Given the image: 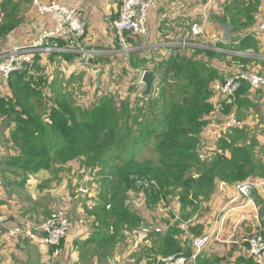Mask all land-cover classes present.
<instances>
[{
	"label": "trees",
	"instance_id": "16d2710c",
	"mask_svg": "<svg viewBox=\"0 0 264 264\" xmlns=\"http://www.w3.org/2000/svg\"><path fill=\"white\" fill-rule=\"evenodd\" d=\"M4 1L8 21L0 24V34L8 33L19 23L11 15L16 4ZM259 4L260 0L225 1L214 19L228 43L220 40L218 47L231 51L252 48L258 52V40L249 29L256 22ZM233 34L237 36L231 41ZM56 39L48 43L55 45ZM189 48V55L182 53V47L175 48L174 54L152 68L159 76L158 92L136 108L123 100L117 106L108 94L94 98L88 107L76 105L72 94L48 83L38 63L39 54L43 53L35 54L31 72H11L6 79L10 92L0 95V123L9 131L4 143L8 152L0 155V185L24 186L31 174L53 167L59 173L60 167L72 160H77L84 172L95 171L100 175L96 198L99 202L85 203L84 209L93 217L88 238L95 244L91 251L103 259L111 256L117 242L123 241L127 233L138 231L145 221L132 204H127L128 198L139 190L144 196V208L152 210L161 204L168 206L169 197L176 195L178 218L172 225L161 218L167 228L152 231L150 250L161 257L179 253L189 258L192 251L183 247L179 225L197 211L201 200L209 198L215 184L264 178V161L255 153L256 138L251 136L247 142L249 136L243 128L231 126L219 134L212 154L202 156L204 128L209 123L221 128L229 126L231 116L248 107L250 93L260 90H253L242 81L234 96L217 95L216 82L229 74L250 70L238 69L226 75L200 55L229 56L241 66L257 62L262 69L254 72L261 74L264 59ZM48 85L50 91H45ZM149 142L156 160L139 159L141 146ZM259 149L264 151V145ZM15 177L21 181L12 179ZM135 181L142 185L137 187ZM169 215L177 217L172 212ZM258 231L264 237V230ZM247 257L238 261L257 264ZM207 261L204 264H213L219 258Z\"/></svg>",
	"mask_w": 264,
	"mask_h": 264
},
{
	"label": "crops",
	"instance_id": "0c3cea01",
	"mask_svg": "<svg viewBox=\"0 0 264 264\" xmlns=\"http://www.w3.org/2000/svg\"><path fill=\"white\" fill-rule=\"evenodd\" d=\"M49 1L11 0V3L16 4L11 15L18 19L19 23L8 33L0 34V54L17 46H28L39 34L55 28L57 23L55 15L50 12H40L36 4V2L44 4ZM55 1L77 8L86 25L85 34L77 43L81 48L89 51V54L87 59L82 58L79 53L57 49L49 54H39L38 63L43 68L44 73L51 76V79L56 75L55 71L58 72L59 70L66 77L83 74V80L87 83L89 77L93 76L91 71L94 67L103 68L106 72L107 69L122 73L125 70H132L130 73H135L137 76L138 89L142 71L153 68L157 63L167 59L168 56L174 54L175 48L182 47V53L189 55L191 51L189 47L206 48L202 42L198 43L199 38L204 37L206 34L217 36L220 41L222 33L214 16L219 15L227 0H156V7L150 8L147 12V34L128 38L125 50L121 49L122 47L114 36L112 22L117 16V3L115 0ZM4 5H6V2L0 0V24L8 21L6 11L3 8ZM260 10L259 4L256 22L250 29L255 25L257 26L261 20ZM193 23L202 24V34L194 35L191 33ZM261 34L256 38L258 40V52L256 53L264 52V33ZM68 37L69 34L59 36L55 40V45L53 44L54 48H65L69 44ZM123 51L128 52L126 54L127 60H123L120 64L117 59L124 55L121 53ZM69 54L70 56H67ZM74 54L76 56L72 57L71 55ZM256 67L260 72L262 67L259 64ZM78 72L79 74H76ZM99 76L98 82L93 76L96 85L102 84L104 81L106 83L110 81L108 74ZM55 85L58 86V84ZM68 88V90H71V87ZM142 89L143 86L141 89L136 90L133 96L128 93L129 98H123L124 101L127 100V103L133 108L140 106L141 102L143 104L148 103L149 97L139 98L137 96ZM9 92L6 80L0 77V95L9 94ZM156 92H158V81L154 84L152 94ZM250 99H252L251 96ZM251 115L255 120L256 116L253 113ZM239 124L235 127L243 128L245 126L243 129L247 131L249 140L252 136L250 133L251 128L242 120ZM231 126L230 124L221 128L216 127L214 123H209L204 128L200 145L204 152L202 156L207 157L212 154V150L217 146L215 137L227 132ZM5 133L6 138H8V128H6ZM254 137H257L259 144L264 145V138H260L259 135ZM204 141H206L205 146H203ZM5 146L6 144H0V155L8 152ZM260 152L264 153V151ZM261 158L264 161V156H261ZM79 165L77 160H72L65 165L66 169L70 170L68 173L71 174L72 182L66 183L64 176L61 174L62 171L58 173V175L61 174L60 176H56L51 174L49 170L42 169L31 174L24 186L6 187L1 184L0 200L2 199L3 202L0 204V223L12 221L15 225L23 224L29 214L34 212L31 210L32 208L37 210L44 208V200L48 199L53 202L52 198L57 197L58 194L68 198L70 196L68 189L70 184H73L76 180L77 168L79 172L83 170ZM12 179L21 181L20 177ZM259 180L264 181V178H258L257 181ZM55 181L61 182L55 184ZM81 182L82 180L79 182V187ZM61 183V190L56 192ZM21 194H23V197ZM252 198L258 207L259 226L249 216L251 206L246 205V199L238 194L235 183L217 182L215 184L209 198L201 200L198 203L197 211L179 225L181 232L178 236L183 247L190 252L193 249V241L196 237L203 233L218 231V238H212L203 252L199 254V259L194 262L189 260L188 264H204V262H208L207 259L212 260L215 257L219 258V261L213 264H245V262L238 260L249 258L247 257L246 245L242 243L233 244L228 242L227 239L230 236L235 238L249 236L260 228L264 230V186L257 185L252 191ZM175 199L176 201L172 205H170L172 201L170 200L166 208L157 206L155 209L146 210L143 194L136 193L131 198L132 206L145 218V221L138 231L127 233V237L123 241L117 242L111 256L106 259L100 258L91 251L92 247H95L94 243L88 241L93 230V217L86 213L85 203L82 204L81 208H78L79 205L73 202L71 205L69 204L66 210L67 217L70 220L69 232L58 246L43 247L38 244L35 238L21 235L15 237L4 235L0 245V264H160L158 263L159 256L150 250L151 241L153 240L150 234L152 231L167 228L166 222H161V218H166L171 225L178 218L179 203L176 197ZM52 205L53 203L48 204L47 208H52ZM55 210L57 208L53 212ZM170 212L177 215V217H170ZM82 220H85L84 224ZM3 234L0 232V235Z\"/></svg>",
	"mask_w": 264,
	"mask_h": 264
},
{
	"label": "built area",
	"instance_id": "2783aa9c",
	"mask_svg": "<svg viewBox=\"0 0 264 264\" xmlns=\"http://www.w3.org/2000/svg\"><path fill=\"white\" fill-rule=\"evenodd\" d=\"M117 3V16L112 22L114 36L117 41L126 46L128 38L135 36H145L147 34V12L150 8L156 7V0H115ZM40 12L53 13L57 19L55 28L46 30L28 46H17L12 50L0 54V77L7 79L13 71L31 72V66L34 62V55L38 53H50L54 50H63L81 54L84 59L88 58L89 51L84 50L77 43L85 34L86 25L78 12L77 8L66 6L55 0L41 4L36 2ZM261 20L257 26L249 29L255 38L264 33V0H260ZM203 32L201 23L191 25V33L200 35ZM69 34V44L65 48H54L49 44L50 39L58 38ZM237 55L257 57L264 59V52L256 53L252 48H246L241 51H233ZM247 82L253 90H260L262 94V105L264 107V75L254 71H241L229 74L222 81L214 85L215 93L219 96H234L240 87L241 82ZM240 122L232 115L230 123L233 127L239 126ZM257 185L264 186V181H253L247 179L235 183L236 191L246 199V205L251 206L249 215L256 223L260 224L258 207L252 198V191ZM70 229V221L66 210L58 208L48 217H38L32 215L22 225L10 227L3 235H0V245L4 235L15 237L18 235L37 239V242L43 246H58L61 240L67 235ZM259 230V229H258ZM218 238V231L207 232L193 241V249L189 258L173 253L167 256H159L160 264H188V261L194 262L197 256L202 253L206 245L212 238ZM230 243H243L246 245L248 256L257 264H264V237L257 231L249 236L235 238L230 236L227 239Z\"/></svg>",
	"mask_w": 264,
	"mask_h": 264
},
{
	"label": "rangeland",
	"instance_id": "374dc122",
	"mask_svg": "<svg viewBox=\"0 0 264 264\" xmlns=\"http://www.w3.org/2000/svg\"><path fill=\"white\" fill-rule=\"evenodd\" d=\"M234 34H233V36L230 37L231 41H232V39H235L237 36ZM221 40L225 43H228L227 40H225L223 38H221ZM199 42H202V44L206 47L207 50L212 49V50L218 51V52H232L233 53V51H231L229 49L224 50L223 48L218 47L217 42H219V40H218L217 36H211L210 34H206L204 37L199 38L198 43ZM120 46L122 47L121 49L125 50V45L120 44ZM121 53H123L124 55H122L120 58L117 59L118 63H120V64L122 63L123 60L124 61H125V59L127 60L126 54H128V52L123 51ZM201 56H204L203 57L204 59H208L209 63L212 66L218 68V70L224 71V73L226 75L230 72H235V70H238V69H247L248 68L250 71H258V69L256 67V66H258L257 62H255V63L252 62L248 66H245V65L241 66L238 64V62L233 61L229 56L220 58L218 56L214 57V55H213V57L210 58L206 53L201 54ZM97 70H100L99 75L108 74V76H110L109 77L110 81L108 83H106L104 81V82H102V84L101 83L97 84V85L94 84L95 81H93V76L97 80V82H98V79L100 77L99 75H96ZM131 71L132 70H130V71L125 70L122 73L120 71H116V72L114 71L113 72L112 70L110 71L107 69V72H106L103 68L94 67L91 71V74H93V76L91 75L89 77V80L87 81V83L83 80L84 75L79 74V72L76 73V74H79L77 76L66 77L61 70H59L58 72L55 71L56 75H54L53 79H51V76H49V75L47 76L46 74L45 75L47 76L49 84H51V85L58 84L59 90L64 91V92H69L70 94H72L74 102H76L77 103L76 105H78L80 107H88L91 104V102L94 100V98H96V97L98 98L99 96H102L104 94H108V95L112 96L114 98L115 102L117 103V106H118L119 102H121L122 100L124 101L123 98H129L128 93L133 96V94H135L136 90H139L142 88V85L138 82V89H137V83H136L137 82V76L135 73L131 74L130 73ZM75 72H77V71H75ZM68 87H71V90H68L69 89ZM44 89L46 91L49 90V85ZM260 92H251L250 93L252 99H250V103L248 104V107L237 110L235 112V118L239 122H241V120H242V121L246 122V124H248V127L251 128L250 133L252 134V136L259 135L260 138H264V108L261 105L262 104V102H261L262 94ZM153 98H154V96L151 98L149 97L148 100H152ZM125 101L127 102V100H125ZM260 102H261V104H260ZM142 105H143V102H141L140 106H142ZM251 113H253L256 116L255 120H253V116L251 115ZM216 122L220 123V121H216ZM243 128H245V126ZM5 131H6L5 126H3L0 123V144L1 145H5L4 143L7 140ZM249 140L247 142H249ZM255 140L257 141L256 143H254L256 146L255 153L257 154L258 159H262L261 156H264V153L260 152L261 149H259V147L261 146V144L258 143L257 139H255ZM205 143H206V141L203 142V146H205ZM5 148H6V146H5ZM137 157L139 159L149 158V159L156 160V153L154 152V150L152 148V143L149 142L147 144H143L140 148V151H139ZM60 170H62L61 174L64 176V180H66V183L70 182V181L72 182V178L70 176L71 174L68 173L70 170L68 168L66 169L65 165H62L60 167ZM49 172L51 174L56 175V176L61 175V174L58 175V172L55 171L54 167L52 169H49ZM85 172L83 170L79 172V169L77 168V171H76L77 177H76V180L74 181V183L70 184V188L68 189L70 196L68 198H64V196H61L60 194H58L57 197L52 198L53 202H50V200H48V199L44 200V203H45L44 208L38 209V210L32 208L31 210L34 212L30 213L29 216L24 220V222L27 221L32 215H37L40 218L41 217H48L53 212V210L56 208L58 209V207L62 208L63 210H67L69 207V204L71 205L73 202L76 203V205H79L78 208H81L82 204H84V203H86V204L88 203V204L92 205V204L99 202V199H96V198L98 195L97 192L100 190V187H101L100 182H99L100 175L95 174L94 173L95 171H93L92 173H89L88 191L83 193L79 189V182H80V180H83ZM67 174H69V175H67ZM60 182L61 181H55L54 183L59 184ZM135 183H136L137 187H140L142 185V182H140V181H135ZM61 187H62V183L59 185L56 192L57 191L59 192L61 190ZM140 193H141V191L138 190L137 194H140ZM21 195L23 197V194H21ZM175 197H176V195L169 197V200H172L170 202V205H172L173 202L176 201ZM51 203H53L52 208H47L48 204L51 205ZM127 204L131 205L132 200L128 198ZM160 206H163L166 208L167 205L161 204ZM44 213H46V214H44ZM82 223L84 224L85 220H82ZM19 225H22V224H19ZM12 226H15V224L12 223V221L4 222L3 224L0 223V232L4 233ZM126 237H127V235H126ZM38 244L40 246H43L40 243H38ZM43 247H45V246H43Z\"/></svg>",
	"mask_w": 264,
	"mask_h": 264
},
{
	"label": "water",
	"instance_id": "95a60500",
	"mask_svg": "<svg viewBox=\"0 0 264 264\" xmlns=\"http://www.w3.org/2000/svg\"><path fill=\"white\" fill-rule=\"evenodd\" d=\"M99 72L100 70H97L96 75H99ZM158 79L159 76L154 69L148 68L143 70L139 78V83L142 84L143 89L138 92L137 96L139 98L150 97L153 93L154 84L158 81ZM88 179L89 172L86 171L79 187L80 191L84 193L88 191Z\"/></svg>",
	"mask_w": 264,
	"mask_h": 264
},
{
	"label": "bare ground",
	"instance_id": "6f19581e",
	"mask_svg": "<svg viewBox=\"0 0 264 264\" xmlns=\"http://www.w3.org/2000/svg\"><path fill=\"white\" fill-rule=\"evenodd\" d=\"M247 83V82H246Z\"/></svg>",
	"mask_w": 264,
	"mask_h": 264
}]
</instances>
